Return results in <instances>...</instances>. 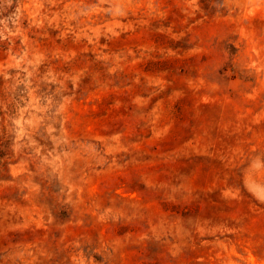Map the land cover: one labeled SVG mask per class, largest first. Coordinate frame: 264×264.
Wrapping results in <instances>:
<instances>
[{"label": "rangeland", "instance_id": "rangeland-1", "mask_svg": "<svg viewBox=\"0 0 264 264\" xmlns=\"http://www.w3.org/2000/svg\"><path fill=\"white\" fill-rule=\"evenodd\" d=\"M0 264H264V0H0Z\"/></svg>", "mask_w": 264, "mask_h": 264}]
</instances>
